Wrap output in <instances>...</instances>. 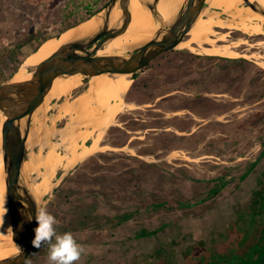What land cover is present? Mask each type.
Returning a JSON list of instances; mask_svg holds the SVG:
<instances>
[{"label":"rangeland","instance_id":"rangeland-1","mask_svg":"<svg viewBox=\"0 0 264 264\" xmlns=\"http://www.w3.org/2000/svg\"><path fill=\"white\" fill-rule=\"evenodd\" d=\"M108 1L0 0V84L11 80L24 59L46 38L90 17ZM243 12H222V15L256 26ZM257 23L256 27L262 29L264 21ZM216 28L230 34L225 41L217 40L218 44L242 38L246 42L235 49L248 55H208L178 47L157 56L133 80L126 94V102L134 103L135 108L127 107L106 128L101 126L93 131L96 135L100 129L104 130L99 136L98 149L70 171L73 162L59 166L58 156H70L74 143L76 151L80 148L86 137L80 135L82 132L74 133L78 127L75 125L86 124L87 129L91 121L79 118L75 110L67 114L60 112L62 103L67 99L72 104L89 87L90 81L83 80L67 96L50 101L46 112L37 114L31 132L34 138L30 136L29 140L34 160L30 174L39 180L45 174L50 178L53 175L54 188L44 207L56 216L58 233L70 231L84 246L85 253L76 264H243L240 258H247L253 246L260 243L264 236V210L253 213L259 207L264 188V125L256 124L257 129L254 125L250 132H239L241 157L246 155L245 145L256 152L253 150L248 155L251 159L240 158L230 171L228 165L216 164L210 156L200 157L183 150L184 146L180 145L185 140L172 130L128 144L130 136L147 134L144 127L156 123L151 116L162 112L157 114L144 108L150 107L145 103H152L161 92L176 87L187 92L168 104L165 111H174L176 106L191 102L193 88L201 91L197 96H203V89L209 87L205 85L207 80L211 84L217 79L229 81L225 87L213 84L212 89L218 93L225 88L243 89L245 93H253V97L264 96V33L257 29L247 32ZM234 34L237 37L232 38ZM182 74L197 76V84L193 85L192 77L189 80ZM77 75L83 77L81 73ZM245 79L249 82L246 89ZM201 81L204 83L198 85ZM261 107L255 118L258 123L260 114L264 113V105ZM137 116L140 119H134ZM171 122L157 120L176 129ZM67 123L74 125L72 130L62 129ZM138 129L142 131L136 132ZM92 140L89 138L87 143L90 145ZM139 145L137 152L133 146ZM122 146L125 147L119 149ZM248 161H253L250 167ZM48 251L46 244L40 248L34 246L25 264H49Z\"/></svg>","mask_w":264,"mask_h":264},{"label":"water","instance_id":"water-1","mask_svg":"<svg viewBox=\"0 0 264 264\" xmlns=\"http://www.w3.org/2000/svg\"><path fill=\"white\" fill-rule=\"evenodd\" d=\"M244 2L264 15V6L258 1L244 0ZM159 3L160 0H144L157 25L149 40L134 46L100 53L111 40L126 32L131 23V0H109L91 15L95 17L97 26L91 32L61 44L49 58L30 69L32 77L29 80L13 81L12 78L0 84V111L4 114L2 150L7 185L6 201L10 212L12 239L18 246L14 254L0 258V264L26 263L34 247L32 240L38 225L35 219L36 208L45 206L54 188L51 174L50 187L39 199L33 185L40 180L31 176V164L26 166V162L32 159L29 140L35 118L40 111L46 112L47 104L55 99L52 97L46 100L55 81L77 73H81L83 80L87 81L96 75L123 73H129L134 80L158 55L178 48L202 12L209 6L207 0H184L173 17L167 21L159 8ZM114 9L119 11V15L112 22ZM94 96L97 104L102 108V113L97 119L104 115L110 117L108 108L100 103L96 93ZM107 120L104 122L92 120L87 129L84 128L86 124L75 125L78 127L74 129L76 130L74 133L82 132L80 135L86 137L85 133L105 126ZM73 127L74 125L67 123L62 129L72 130ZM88 139L85 138L80 144L77 150L79 155L83 145L88 144ZM82 159L78 156L69 165L68 171ZM29 213L32 216L31 220L28 219Z\"/></svg>","mask_w":264,"mask_h":264},{"label":"bare ground","instance_id":"bare-ground-1","mask_svg":"<svg viewBox=\"0 0 264 264\" xmlns=\"http://www.w3.org/2000/svg\"><path fill=\"white\" fill-rule=\"evenodd\" d=\"M254 1H258L260 4L264 6V0H254ZM183 2L184 0H160L159 8L167 21L173 17V15L180 8ZM207 2L209 5L208 8H205V10L202 12L201 16L197 20L194 27L187 34L188 37H186V39L183 40L178 47H187L192 51L200 50L208 55H222L228 57L247 56L248 54L241 53L240 51L235 49L236 47L246 42L242 38L232 41L229 44L227 43L218 44L217 40H223V41L227 40V36H229V33L217 31L216 27H219L220 29L238 28L245 30L247 32L251 29H257L259 32L264 33V25L262 29L260 28V26L259 28L256 27L258 25L257 21H264V15L258 13L250 6L244 5V0H207ZM239 10H243L244 11L243 13H245L250 19H252V21L256 24V26L252 24L249 25L245 22H241L235 19H230L228 17H223L222 15V12H229L235 14V13H239ZM118 15H119V11L114 9L112 14V22L116 20ZM96 26H97V21L95 17L91 16L86 20L79 22L78 24H74L65 28L62 32H60L57 35H53L46 38L37 47V49H35L26 59H24L23 63L21 64L20 67H18V70L13 76V81L29 80L32 77V72L30 69L35 67L43 60L49 58L61 46V44H63L64 42L70 39L91 32ZM156 27H157L156 21L150 9L144 4V0H131V23L129 25L128 30L120 34L113 40H111L100 51V53L106 51H113L128 46H134L142 42H145L153 36ZM212 35H217L218 38L215 39L211 37ZM205 43L210 44V46L209 47L203 46L202 44ZM193 44H196L197 46L195 47L193 46ZM82 81H83V77L82 76L80 77L77 74H73L64 79H57L53 87L49 91L46 100H49L52 97L61 98L63 95L67 96V94H69L71 89L78 86ZM132 83H133V79L129 73L114 74V75L101 74V75L92 76L90 79L89 87L86 90H84L81 94H79L74 99L72 104H68L67 99L62 103V110L60 113L67 114L75 110L77 111L79 118L81 119L86 118L87 120L90 121L97 120L99 122H104L109 118L105 123V128H106V126L108 124L113 123L116 120L117 116L127 107L135 108L134 103H127L125 101V96L128 90L130 89ZM95 93L97 94L98 98H100V103L108 108L110 117L107 118L104 115V116H100L99 120L97 119V116L101 114V107L97 104V100L94 96ZM3 121H4V114L2 111H0V258L8 257L14 254L18 250L17 244L12 239L13 231L10 220V212L6 201L7 185H6L5 166H4V158H3V150H2ZM103 131H104L103 129H100L96 133V135H94L93 132L86 133V138L88 139L89 137H92L93 142L90 145L84 144L83 149L80 152V155L77 153L75 148L76 143H74L72 145L73 148H71L72 154L70 156L67 154L62 155L61 157L58 156L59 166L62 165L66 167L67 165H69V163L75 161L78 158V156L84 158L94 153L98 149L99 136L101 133H103ZM55 132H57V130ZM32 161L34 160L32 159L30 160V162L28 163L26 162V166L27 164L29 166V164H31ZM33 170H34V165H33ZM50 182H51L50 177L45 174L39 182H35V184L33 185L35 194L37 195V197H39V199L44 195L45 192L48 191L50 187Z\"/></svg>","mask_w":264,"mask_h":264},{"label":"crops","instance_id":"crops-1","mask_svg":"<svg viewBox=\"0 0 264 264\" xmlns=\"http://www.w3.org/2000/svg\"><path fill=\"white\" fill-rule=\"evenodd\" d=\"M181 76H186L189 80V77H192V81L189 82L193 85L195 83L197 84V76L192 75L188 77L183 74ZM228 82L229 81H220L218 79L213 80V84L220 83L224 85ZM143 83L147 86L146 80H143ZM203 83L204 81H201L198 85ZM248 83L247 79L243 80L245 89ZM213 84L207 80L209 89H203V96H197L199 93L201 94V91H199L198 88H193L191 92L192 96L190 97L191 102H188L190 104L176 106L174 111H165V108L167 109L166 106H168V104L170 105L173 101L178 100L183 93L187 94L182 87H176L171 91L161 92L153 99L154 101L152 103H145L147 106H150L144 108L146 111H155L157 114H159L158 111H161L164 114L160 113V115L151 116L156 121L154 126L149 125L144 127V131L147 134L130 136L128 144L136 139H142L147 136L150 137L149 135L158 137V134L170 132L169 130H172L174 135L185 140L186 143H181L180 145L181 147L184 146L185 149L183 150L191 154H198L200 157L210 156L214 163L219 165L225 163L228 165L229 167L227 169L229 171L233 165L239 163L240 158L245 160L251 159L252 156L248 155L252 153L254 148H249L247 145H245L248 148L245 150L246 155H244L245 157H241L242 149L238 142L241 133L239 132L243 130V132H250V129L254 125L257 129L256 124L264 125V113L260 114L261 119L259 118V123L255 120L256 116H258L257 110L263 109L261 106L264 105V96L253 97L251 95L253 93H245L243 89H231L228 91L225 88L222 92L218 93L216 90L212 89L214 88ZM134 119L138 120L140 118L137 116ZM141 119L143 121L147 120L146 118ZM158 119L172 120L171 123L176 125V129H171L170 125L165 126L163 123H157ZM184 123H186V125H184ZM135 131L140 132L142 130L138 129ZM140 146L141 145L137 147L133 146V148L135 151L137 150V152H140ZM124 147L125 146L119 147V149H123ZM117 148L115 147L114 149ZM254 151L256 152V150ZM142 154L144 153H140L139 156H142ZM192 159L197 158L193 157ZM211 159H209V161H211ZM250 163H253V161H248L247 166L250 167ZM227 177H230V173Z\"/></svg>","mask_w":264,"mask_h":264},{"label":"clouds","instance_id":"clouds-1","mask_svg":"<svg viewBox=\"0 0 264 264\" xmlns=\"http://www.w3.org/2000/svg\"><path fill=\"white\" fill-rule=\"evenodd\" d=\"M28 219L32 216L29 213ZM35 219L38 225L35 228V236L32 244L40 248L42 244L48 245L49 264H76L85 253V248L81 245L70 231L58 233L57 218L46 207L36 208Z\"/></svg>","mask_w":264,"mask_h":264},{"label":"trees","instance_id":"trees-1","mask_svg":"<svg viewBox=\"0 0 264 264\" xmlns=\"http://www.w3.org/2000/svg\"><path fill=\"white\" fill-rule=\"evenodd\" d=\"M259 247V248H258ZM258 248V249H257ZM253 252L249 253V256L247 258L241 257L243 264H264V244L257 243L253 246ZM260 252L259 256H256V253ZM257 257V258H256ZM234 262V261H233ZM257 262V263H256ZM230 263V262H229ZM239 262H236L234 264H237Z\"/></svg>","mask_w":264,"mask_h":264},{"label":"flooded vegetation","instance_id":"flooded-vegetation-1","mask_svg":"<svg viewBox=\"0 0 264 264\" xmlns=\"http://www.w3.org/2000/svg\"><path fill=\"white\" fill-rule=\"evenodd\" d=\"M219 31H221V30H219ZM233 30H230L229 32H232ZM222 32V31H221ZM230 35V34H229ZM231 37L232 38H235V37H237L235 34L234 35H231ZM257 37V36H256ZM261 37V36H260ZM233 41H235V40H233ZM166 53H168V51H165V52H163V53H161L160 55H158V56H161V55H164V54H166ZM154 60V59H153ZM150 64V63H149ZM206 84L205 85H207V81L205 82ZM133 84V83H132ZM132 86V85H131ZM131 88V87H130ZM130 90V89H129ZM128 90V91H129ZM128 93V92H127ZM125 98H126V96H125ZM126 101V100H125ZM189 101H187V103H185V104H190V103H188ZM261 197V202H260V204H259V207H257L256 208V210L254 211V213L253 214H256V213H258L259 212V210L260 209H263L264 210V188H263V193H262V195L260 196ZM264 215H262V217H263ZM252 218V217H251ZM261 244H264V236L260 239V241H259ZM33 250V249H32ZM31 255V254H30ZM30 257V256H29Z\"/></svg>","mask_w":264,"mask_h":264}]
</instances>
